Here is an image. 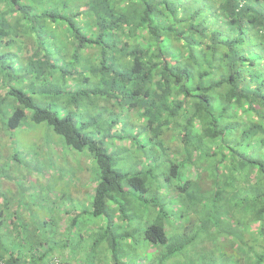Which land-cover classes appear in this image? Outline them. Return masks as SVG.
<instances>
[{"label":"trees","instance_id":"16d2710c","mask_svg":"<svg viewBox=\"0 0 264 264\" xmlns=\"http://www.w3.org/2000/svg\"><path fill=\"white\" fill-rule=\"evenodd\" d=\"M129 117L140 132L127 138L119 129ZM24 123H48L67 146L92 155L94 189H77L92 197L91 207L60 217V243L41 240L21 222L24 211L11 208L20 197L0 187V264H86L90 256L64 253L83 214L96 219L88 239L82 234L85 252L104 243L115 264H264V0H0L1 161L12 166L21 148L6 131ZM138 136L147 143L136 145ZM116 148L142 156V164L132 172L116 168ZM136 148L144 151L132 153ZM193 167L204 169L203 184L195 181L199 172L177 185ZM11 170L1 175L14 182ZM74 176L82 182L78 171ZM160 179L163 191L154 188ZM187 188L193 209H205L199 194L219 211L235 208L223 195L236 200L232 246L215 244L208 227L200 236L210 240L204 253L195 252L194 221L176 226L162 201ZM35 194L47 202V190ZM59 196L71 198L68 191ZM136 202L144 207L142 227L131 229L125 221L139 210ZM59 220L48 214L46 225L57 230ZM239 223H254L252 233ZM4 229L25 250L4 242ZM137 233L139 242H126Z\"/></svg>","mask_w":264,"mask_h":264},{"label":"rangeland","instance_id":"374dc122","mask_svg":"<svg viewBox=\"0 0 264 264\" xmlns=\"http://www.w3.org/2000/svg\"><path fill=\"white\" fill-rule=\"evenodd\" d=\"M53 107H57L55 101L52 103ZM51 106V107H52ZM124 115L131 113L130 111H124L122 112ZM133 115H136L133 113ZM128 126H125L124 128L119 129L120 132L125 133L127 138L134 136L135 134L140 132V123H138V119L136 117H129L128 118ZM134 125V127L132 126ZM1 128V127H0ZM118 129V128H116ZM2 131V130H1ZM0 131V132H1ZM6 135L9 137L12 135L13 139L17 142L16 148L20 149V155H18V161L19 164L12 166L11 164H8L6 161H1V154L2 149L0 147V187H11V189L14 191L15 197H20L19 199H13L12 202V209L13 210H19L24 211V219L25 222L21 221L29 230V233L31 235H34V237L41 238V240L44 239L45 236L52 237V242L60 243V240H63L61 234H60V227L62 225H66L64 223H61L62 216L66 214L65 212L69 213L70 215H74L77 212H81L82 210L88 209L91 207V199L89 195L83 196V194L79 193L77 191L78 188L82 190V192H92L94 189V183L93 179L95 176L93 173V167H97L94 158L88 151H79L72 147L67 146L63 139L61 137H58V135L55 133L54 129L48 124V123H42V124H34L27 126L25 123L21 125L19 128L11 131H6ZM1 137V135H0ZM4 142L7 141L6 138H2ZM14 142V141H13ZM0 143H2L0 141ZM123 143V142H122ZM137 143H147L146 140H144L143 136H138L136 138V145ZM4 145V143H3ZM9 145H12L9 142ZM47 146L48 149L45 147ZM59 145V146H58ZM108 145V143H107ZM150 146V144H147ZM1 146V145H0ZM58 146V148H57ZM113 145L111 149H115ZM135 145H133L134 147ZM12 147V146H11ZM48 150V154L46 155V152ZM17 150H12L11 154L13 155L16 153ZM113 151V150H112ZM133 151H144L143 149H132ZM10 152V151H9ZM115 152V151H113ZM60 156V158H58ZM116 158H115V166L116 168L121 169L122 171H133L134 168L142 164V156H140L138 159L137 157L132 158L129 154H123L122 149H119V152L116 148ZM162 160V157H160ZM58 165H62L61 169L57 167ZM158 159V166L160 164L163 166V163H161ZM140 163V164H139ZM8 164V165H7ZM91 167V168H90ZM3 168V171L5 169H12V173H9L11 175V178L13 179L14 175H17V178H14L13 181L6 180L1 175V170ZM76 168H82V169H76ZM196 169V167H193ZM201 170V171H200ZM200 170L196 169V171H192L189 173H185L184 177L179 176L175 180V183L177 185L182 184L186 179L189 178H195L197 174L200 172V174L195 178V181L204 182V180H199L200 175H203L205 171L202 167H200ZM76 171H78V174L82 177V183L79 179V177H75L74 174H76ZM181 175V174H180ZM194 175V176H193ZM6 180L3 185V180ZM8 179V178H7ZM10 179V178H9ZM18 180V183H17ZM155 190L163 191V181L161 182V179L158 182H155ZM195 183V182H193ZM9 185V186H8ZM32 186V188L35 190L30 194L31 192L28 191V189ZM71 186H75L71 190ZM20 189V190H19ZM67 189V190H66ZM36 190L43 191L47 190V195L43 200H46L47 202H43L41 199V196L36 195ZM197 187L195 186V189L192 190V193L196 192ZM65 191H68L70 193L71 198H60L61 193H65ZM189 191H191V188H187L184 190L183 193L178 194L174 193L170 195V198H163V203L166 205V208L169 209L172 217V222L176 224L178 227H185V225L189 224L190 221H194L193 223V232L198 233L197 236V242L194 245V248L196 249L195 252L198 253H204L205 250V244L210 241H206L203 239L202 235L205 233H208V227H209V233L214 232V239H211L215 244L226 242L228 246H232V235H229L228 233L229 229L232 230L235 224L238 222L236 221V214L240 210L238 206H235L234 203L236 200H234L232 197L228 195H223V200L226 201V205H232L233 207H224L221 208L223 211H219L218 205L215 204L212 200L209 201L205 197H203V194H199L196 196L198 199V204L201 205V207H205L204 210L201 208H191L190 204L191 202L188 201V196L190 195ZM74 194H72V193ZM193 195V194H191ZM81 197L82 199L74 201L75 197ZM38 197V198H37ZM203 197V198H202ZM201 198L202 203H200ZM41 203H44L40 205ZM138 205L139 210H135L131 213H129L126 219V223L132 228H136V226L142 227V210H144L143 205H141L139 202H136ZM201 211L204 212V215L201 214ZM17 212V211H16ZM242 212V211H241ZM156 212V216H157ZM48 214L51 215V217H56L59 222L57 225V230H54L53 227H50L51 225H46L48 221ZM87 214L89 212L87 211ZM155 213H153L154 216ZM239 214V213H238ZM95 217L93 216H86L82 215L79 217V222L77 223V231L73 234L74 238L71 237L72 245L69 246L64 253H70L75 252L78 254V256H82V254H85V259L90 256V259L88 261H85L86 264H101L100 260H104V264H115L114 259L112 258V251H104L103 244H100L95 251L91 252L90 250L85 252V248L88 247V244H84L87 240L82 242V234L84 237H87V234L91 231L92 228H95ZM64 221V219L62 220ZM19 221H17L18 223ZM133 223V224H132ZM212 228H210L211 224ZM216 225V226H215ZM138 226V227H139ZM254 226V223H250L247 225L246 223H239L237 228L239 231L244 232V234L252 233V227ZM216 227V228H215ZM170 228V226H169ZM215 228V229H214ZM218 229L221 232H218ZM47 232H52L53 235H46ZM133 232V230H132ZM20 236L23 235V232L19 233ZM1 236L4 242L10 243L12 240V243H10V247L13 249L21 248L22 250H25L24 244L23 246L20 245L19 238H16L15 240L11 236V232L7 230H2ZM141 233H137L135 237L130 238L129 240H126L127 243H132L133 246L136 242H139L141 239ZM18 239V240H17ZM88 239V237H87ZM222 239V240H221ZM226 240V241H225ZM235 240V239H234ZM2 241V242H3ZM236 241V240H235ZM3 242V243H4ZM238 243V241H236ZM48 246H55L54 243H50L46 246H41L39 248V251H45ZM211 248H213V245H210ZM192 247V245H191ZM190 247V249H191ZM236 248V247H235ZM232 249V252L236 253L237 255L241 254L242 257V248L238 247L236 249ZM191 251H193L191 249ZM85 252V253H84ZM89 252V253H88ZM220 252V251H219ZM88 255V256H87ZM103 255V256H102ZM122 261H130L131 259L128 258V256L120 253L119 254ZM230 257L232 255H229ZM228 256V257H229ZM69 258V257H68ZM135 258L137 261L142 262V252L139 251L135 254ZM137 261H134L133 263H137ZM224 261V260H223ZM223 261L221 263H223ZM228 261V260H227ZM75 264H78L76 262V258L74 260ZM230 263V261H229Z\"/></svg>","mask_w":264,"mask_h":264}]
</instances>
